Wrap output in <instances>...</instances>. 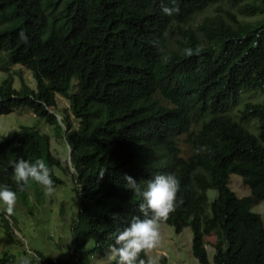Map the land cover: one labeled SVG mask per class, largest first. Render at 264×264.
Listing matches in <instances>:
<instances>
[{
	"label": "trees",
	"instance_id": "trees-1",
	"mask_svg": "<svg viewBox=\"0 0 264 264\" xmlns=\"http://www.w3.org/2000/svg\"><path fill=\"white\" fill-rule=\"evenodd\" d=\"M164 4L172 6L169 0H0V69L20 64L36 83L31 87L19 74L16 88L8 74L0 84V114L31 108L64 138L70 161L64 166L53 154L47 133L21 126L0 140V184L16 190L11 162L18 158L43 159L53 188L63 183L55 168L73 167L80 197L74 252L88 244L96 252L142 215L143 198L126 188L124 176L143 189L171 173L178 190L160 221L178 233L192 228L201 264H211L206 233L217 237L214 264H264V220L253 210L264 200V101L246 103L238 118L230 114L244 93L264 94V0H176L171 16L162 13ZM213 5L217 13L188 26ZM171 27L179 34L176 48L167 40ZM185 47L201 51L186 57ZM67 91L74 121L70 112L60 120L50 111ZM182 135L192 149L188 157L181 155ZM233 173L249 195L231 189ZM41 188L30 181L17 197L27 203L33 190L42 203ZM209 189L217 190L210 211ZM3 222L14 240L9 220ZM36 255L45 264H72ZM18 258L4 252L0 264Z\"/></svg>",
	"mask_w": 264,
	"mask_h": 264
},
{
	"label": "rangeland",
	"instance_id": "rangeland-1",
	"mask_svg": "<svg viewBox=\"0 0 264 264\" xmlns=\"http://www.w3.org/2000/svg\"><path fill=\"white\" fill-rule=\"evenodd\" d=\"M222 6L225 8L227 4L223 2ZM217 12V6H210L205 11L194 15L188 26L197 27L205 16ZM178 38L177 28L171 27L167 32L169 47L176 48ZM10 73L14 76V86L16 88L21 86L19 74L23 76L27 84L36 87L31 70L20 64L11 66L7 71L0 69V84ZM69 92L67 91L64 95L57 94V108H50V111L57 113L59 119L60 113L70 112V118L74 121L71 114ZM259 101H264L262 92L244 93L240 102L230 111V114L234 118H238L246 103ZM248 125L251 124L248 123ZM21 126H32L40 132L47 133L51 138L53 154L63 162L64 166L67 163L70 165L69 149L64 138L59 137L54 126L37 116L29 107H16L8 114H0V140L8 133L18 130ZM250 128L254 129L253 126H250ZM179 144L182 148L181 155L183 157L190 156L192 149L186 142V135L180 137ZM55 172L63 179V183L54 187L51 193H46L42 187L41 190L44 196L42 203L36 201L34 191L31 190L27 203L17 197V203L12 214L6 215L0 210V256L4 252L15 254L18 257H25L30 253L36 254V252H39L45 257L65 260L72 264H88V257L91 259L92 264H107L105 254L108 248L93 252L90 251L91 244H88L84 249L77 253L74 252L75 244L72 228L77 220L80 202V197L74 190L72 177L74 168L70 167L69 171L55 168ZM229 185L238 196H246L251 192L250 187L236 173L231 174ZM216 195V189L208 190L209 211L210 204L215 200ZM253 210L260 213L264 220V200L254 205ZM3 217H6L10 222L14 240L6 234ZM158 230L159 242L147 252V255L154 260V264H201L192 252L193 231L190 226L185 227L178 233L172 225L159 221ZM216 239L215 233L204 235V242L211 264H214ZM163 256L165 259H162ZM39 264H45V262L40 259Z\"/></svg>",
	"mask_w": 264,
	"mask_h": 264
},
{
	"label": "clouds",
	"instance_id": "clouds-1",
	"mask_svg": "<svg viewBox=\"0 0 264 264\" xmlns=\"http://www.w3.org/2000/svg\"><path fill=\"white\" fill-rule=\"evenodd\" d=\"M169 4L162 5L163 14L171 16L178 11L176 0H169ZM22 39H26L23 32ZM199 47H185L181 54L190 57L198 55ZM11 179L15 182L16 190H12L6 184H0V210L4 214L13 213L17 203V193L22 192L30 181L41 185L46 193H51L53 180L50 169L43 159L34 161L18 158L11 162ZM126 188L138 193L143 198L139 205L142 215L133 216L128 224L114 234V243L109 245L105 254L107 264H154L151 257H140V253L147 255L148 250L153 249L159 242L158 222L167 216L174 206L175 196L178 190V181L175 176L169 174H158L145 182L141 189L140 184L131 176L125 175ZM40 258L35 253L17 259L16 264H39ZM88 264H92L88 257Z\"/></svg>",
	"mask_w": 264,
	"mask_h": 264
},
{
	"label": "bare ground",
	"instance_id": "bare-ground-1",
	"mask_svg": "<svg viewBox=\"0 0 264 264\" xmlns=\"http://www.w3.org/2000/svg\"><path fill=\"white\" fill-rule=\"evenodd\" d=\"M54 202V201H53ZM185 253V252H184Z\"/></svg>",
	"mask_w": 264,
	"mask_h": 264
}]
</instances>
